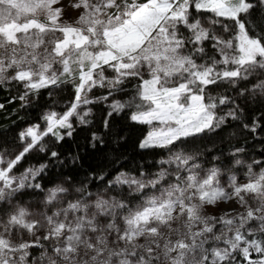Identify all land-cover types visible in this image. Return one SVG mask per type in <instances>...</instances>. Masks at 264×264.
<instances>
[{
	"label": "snow or ice",
	"instance_id": "6c2138e0",
	"mask_svg": "<svg viewBox=\"0 0 264 264\" xmlns=\"http://www.w3.org/2000/svg\"><path fill=\"white\" fill-rule=\"evenodd\" d=\"M60 5L0 0V88L21 107L52 99L0 143V264H264V0H76L73 20ZM96 105L106 115L91 148L127 114L150 126L138 147L163 153L156 170L46 186L51 164H78L53 149L92 125ZM226 129V151L201 147ZM33 154L48 162L21 169Z\"/></svg>",
	"mask_w": 264,
	"mask_h": 264
},
{
	"label": "trees",
	"instance_id": "16d2710c",
	"mask_svg": "<svg viewBox=\"0 0 264 264\" xmlns=\"http://www.w3.org/2000/svg\"><path fill=\"white\" fill-rule=\"evenodd\" d=\"M97 95L101 94L98 90ZM17 90H5L0 88V104L5 107L0 109V143L12 145L16 142L17 134L28 127L30 124L39 122L41 114L46 111L52 99L44 92L38 100L33 99L26 106L21 107L19 100L9 103L13 96H17ZM72 96L71 88H67L63 93L58 94L55 99L59 102L57 110L62 111L65 101L70 100ZM92 116L93 123L88 127L77 126L72 138H66L61 144L55 145L53 150L61 154V159L68 164L73 155L80 157L77 165H68L67 167H59L51 164L47 175L43 179L46 186L58 182L62 175H71L74 179L82 180L89 172L101 173L104 171L110 174L123 167L125 169H136L139 165H143L149 171L156 170L155 161L160 158L163 153L160 150H140L138 145L148 133L145 125L136 124L128 119L127 114L114 115L111 118L110 130L103 133L104 145L96 149L91 148L89 139L91 132H102V121L106 115L104 105H96L93 107ZM226 129L220 136H209L200 142L201 147H213L216 151L221 149L227 150V144L221 142L220 137L225 135ZM238 130V129H236ZM258 142H253L249 137V152L260 158ZM48 162L47 157L42 154H33L29 156L21 169L28 164H38ZM29 198V197H26Z\"/></svg>",
	"mask_w": 264,
	"mask_h": 264
},
{
	"label": "rangeland",
	"instance_id": "374dc122",
	"mask_svg": "<svg viewBox=\"0 0 264 264\" xmlns=\"http://www.w3.org/2000/svg\"><path fill=\"white\" fill-rule=\"evenodd\" d=\"M76 0H61V7L64 8V14H65V19L68 20H73L78 16V11L74 10L72 7H70L71 4H74ZM148 128V132L150 131V126L145 125ZM30 198V197H29ZM237 206L233 202H228V203H221L219 204L218 207H209L207 209L209 214L213 215H219L222 214L223 212L230 211Z\"/></svg>",
	"mask_w": 264,
	"mask_h": 264
}]
</instances>
